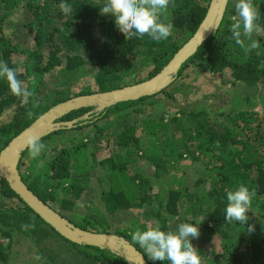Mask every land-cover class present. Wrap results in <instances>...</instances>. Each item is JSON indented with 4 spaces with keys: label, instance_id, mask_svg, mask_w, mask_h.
Wrapping results in <instances>:
<instances>
[{
    "label": "trees",
    "instance_id": "trees-1",
    "mask_svg": "<svg viewBox=\"0 0 264 264\" xmlns=\"http://www.w3.org/2000/svg\"><path fill=\"white\" fill-rule=\"evenodd\" d=\"M106 2L0 0V153L39 117L69 99L114 91L157 75L193 37L211 0H169L161 19L173 27L159 42L147 34L129 38L119 31L114 17L100 14L99 7ZM236 2L230 0L218 32L183 65L166 90L101 112L83 108L63 117L60 121L78 122L38 142L43 145L38 155H32L31 147L22 156L19 171L31 191L86 231L98 232L103 226L109 229L103 233L110 232L107 216L141 210L143 223L130 218L127 228L115 233L141 250L148 264L168 262L149 259L131 234L149 223L175 231L184 222H201L203 245L196 246L201 264H264V0H252L261 31L249 36L241 28L243 47L230 31L234 22L242 23ZM18 15L34 32L33 46L25 41L27 36L17 39L21 23L10 26ZM252 42L256 48L250 47ZM57 70L65 73V82L51 96L42 97L47 76ZM87 75L97 91L80 84L73 91L63 90ZM196 78L210 83L219 78L221 85L195 87ZM200 89L205 96L197 94L184 108L172 111L166 103L176 94ZM103 144L110 148V157L101 158ZM142 160L153 170L145 172L139 166ZM240 185L256 191L248 213L249 225L255 226L251 232L246 225L224 220L225 190ZM95 190L94 199L105 211H97L92 199L84 215H75L77 202ZM216 236L218 248L207 244ZM30 239L35 255L20 260L22 264H128L109 250L63 238L3 180L0 264L19 260L16 245ZM32 252L33 248L28 250Z\"/></svg>",
    "mask_w": 264,
    "mask_h": 264
},
{
    "label": "water",
    "instance_id": "water-1",
    "mask_svg": "<svg viewBox=\"0 0 264 264\" xmlns=\"http://www.w3.org/2000/svg\"><path fill=\"white\" fill-rule=\"evenodd\" d=\"M230 0H211L207 14L189 41L174 55L171 61L154 77L138 84L105 93L80 96L61 103L34 121L17 135L0 153V176L10 189L45 223L68 241L109 250L120 256L128 264H148L145 256L133 243L122 236L112 233L86 231L43 202L25 184L19 171L22 156L30 148L32 141L37 143L58 132L74 128L78 120L60 121L73 111L94 108L101 112L124 102L137 101L161 93L172 86L183 65L188 62L200 47L220 29ZM87 115L86 117H88Z\"/></svg>",
    "mask_w": 264,
    "mask_h": 264
},
{
    "label": "clouds",
    "instance_id": "clouds-1",
    "mask_svg": "<svg viewBox=\"0 0 264 264\" xmlns=\"http://www.w3.org/2000/svg\"><path fill=\"white\" fill-rule=\"evenodd\" d=\"M169 0H107L99 7L100 14L114 17L119 31L132 36L143 37L146 34L154 41L167 39L172 30V25L161 19L162 10L168 7ZM236 13L240 21L231 25V34L235 42L243 47L241 28L243 34L251 35L261 29L256 23L259 12L252 0H237ZM251 48H256L257 43L252 42ZM247 50V49H246ZM4 71L11 73L10 69ZM32 155L40 153L43 145L32 141ZM227 205L224 209L225 222L246 225L249 232L255 230L254 225H249L248 213L255 189L240 185L235 190H225ZM201 222L180 223L175 231H165L159 224L149 226L143 231L132 233V240L140 245L152 261L168 262V264H201V257L192 240L200 235ZM103 233V232H101ZM110 233V232H107Z\"/></svg>",
    "mask_w": 264,
    "mask_h": 264
},
{
    "label": "rangeland",
    "instance_id": "rangeland-1",
    "mask_svg": "<svg viewBox=\"0 0 264 264\" xmlns=\"http://www.w3.org/2000/svg\"><path fill=\"white\" fill-rule=\"evenodd\" d=\"M22 21H23V18L20 15H18L15 17V20H13L12 23H10L11 21L9 23H10V26H12L14 24H19ZM17 29H19L17 39L19 37L24 36V38H25V36H27V39H25V41L30 46H33L35 43V41L33 39L34 32L31 30H28L26 26L22 25V23L18 25ZM12 30L15 32V29H12ZM9 32H10L9 30L6 31V33H9ZM19 68H20V66H19ZM146 76H147V74L143 75L142 77L145 78ZM65 77H66L65 73L61 74V72L58 70L56 72L52 73L51 75L47 76L45 85H44L42 92H41V96L42 97L43 96H51L59 87H61L63 85L62 83L65 82V80H66ZM212 81H213L212 83H210L211 80L210 81H208V80L204 81L203 80V82H202L201 80H199V78H196L194 81V84H195V87H201V88H204L207 85L210 86L213 83L221 85V81L219 78H215ZM180 82H181V80H179L177 82V84H179ZM69 83L70 84H68V87L63 88L64 91L66 90L65 92H67V90L72 89V87L75 88L74 87V86H76L75 84H80V86L84 85V87L90 86L91 87L90 90L97 91V87L93 84L92 76H90V75L85 76V78H83V79L76 80L75 82L72 81ZM72 91H73V89H72ZM69 94L70 93L68 92L67 95H69ZM71 94H75V93H71ZM197 94L205 96L204 90L200 89V90H196L195 94H193L192 92H190L188 95L176 94V98L174 100L173 99H166V101H167L166 103L169 107H171L170 110L176 111L179 107L184 108V107L188 106L194 100V98L197 96ZM71 96H73V95H71ZM2 124H3V122L0 121V125H2ZM85 133H86V131H84V133H80V136H84ZM102 148H103V155L101 158L110 157V155H111L110 148L105 149L104 144H103ZM139 164H140L139 166L147 173H149L150 171L153 170L152 166L149 163H147L146 161L142 160ZM189 164H190V162H186V165H187L186 170H189V167H188ZM95 186H96V184L92 185V189H94L93 187H95ZM97 188H98V186L96 187V190H98ZM96 190L94 192L93 191L88 192L87 199H82L81 201L77 202L76 207H75L74 212H73L74 214L77 213L80 215H84V210L87 209V206H89L88 203L91 202L92 199H93L94 207L97 208V211H105L103 204L99 201L97 202V199H94V198H97V191ZM157 191H158V187L155 186L154 192H157ZM89 200H91V201H89ZM15 204H16V202H15ZM142 216H143V213L141 210H134L132 214H128V215L127 214H121L117 217H111L110 218L107 216L106 218L111 220L110 226L108 225V227H110V229H111L110 233L116 234L115 233L116 229L127 228V225H128L127 222L130 221V218L131 219L133 218L134 220L139 221V223H143L144 219ZM134 222L136 223V221H134ZM104 226H106V224H104ZM149 226H150V223H149ZM105 230H109V229L107 227H103V226L101 228L97 229L98 232H104ZM201 238H202V235L200 233L199 237L195 239V242H194L195 247L198 244L203 245V244H200ZM3 243L6 244L7 241L3 242ZM207 244H215L216 247L218 248L221 243L218 239V236H216L214 239L207 242ZM206 246L208 247V245H206ZM31 248H33V252L29 254L28 250ZM15 249H17L16 251L19 252V254H18L19 260L13 261L12 264H22L20 260H22L24 262V261H27L29 259V256L31 258V255H33V256L35 255V245H34V241H32L31 239L24 241L19 245H16ZM218 251H219V249H218Z\"/></svg>",
    "mask_w": 264,
    "mask_h": 264
},
{
    "label": "built area",
    "instance_id": "built-area-1",
    "mask_svg": "<svg viewBox=\"0 0 264 264\" xmlns=\"http://www.w3.org/2000/svg\"><path fill=\"white\" fill-rule=\"evenodd\" d=\"M3 180H2V178H1V176H0V192H1V182H2Z\"/></svg>",
    "mask_w": 264,
    "mask_h": 264
}]
</instances>
